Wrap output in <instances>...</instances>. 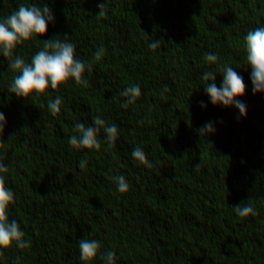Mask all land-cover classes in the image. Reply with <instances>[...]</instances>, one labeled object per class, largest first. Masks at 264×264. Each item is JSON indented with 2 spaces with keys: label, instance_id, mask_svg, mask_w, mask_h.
Returning <instances> with one entry per match:
<instances>
[{
  "label": "trees",
  "instance_id": "trees-1",
  "mask_svg": "<svg viewBox=\"0 0 264 264\" xmlns=\"http://www.w3.org/2000/svg\"><path fill=\"white\" fill-rule=\"evenodd\" d=\"M0 0V22L21 5L47 6L54 20L44 35L0 52V173L14 193L15 220L30 246L0 249V264H84L79 241L97 240L89 264H264V92H253L244 37L264 27V0ZM67 38L88 87L73 79L37 97L9 92L17 56L30 63L43 43ZM152 41L162 42L155 50ZM100 61L94 53L100 47ZM217 56L209 64L206 54ZM243 78L246 105H213L205 87L222 86L223 66ZM215 81H204V72ZM139 85L141 95L122 107L120 95ZM167 87L169 91L165 92ZM59 96L60 111L47 105ZM203 105V106H202ZM99 116L115 124L113 146L97 134L99 150L68 143L77 123ZM211 122L215 131L201 136ZM141 148L151 168L134 160ZM87 157L86 166L79 162ZM199 165V170L196 166ZM129 185L119 193L112 179ZM250 204L256 214L239 217Z\"/></svg>",
  "mask_w": 264,
  "mask_h": 264
},
{
  "label": "clouds",
  "instance_id": "clouds-1",
  "mask_svg": "<svg viewBox=\"0 0 264 264\" xmlns=\"http://www.w3.org/2000/svg\"><path fill=\"white\" fill-rule=\"evenodd\" d=\"M98 6V17L106 16V0ZM53 20L54 16L47 6L40 8L35 5L31 7L21 5L18 10L0 22V52L6 58L11 57L17 45L30 40L34 36L44 35L47 31L48 23ZM244 42L246 61L251 68L253 92L254 94L264 92V27L248 31L244 37ZM161 44L162 42L152 41L149 47L155 50ZM104 54L105 49L101 46L94 53V60L100 61ZM204 59L209 64H215L218 58L216 55L209 53L205 55ZM9 68L18 73L8 89L9 92L17 97L28 98L33 94L37 97L43 95L49 87L56 90L70 78L76 84L88 87V81L85 79L84 74L86 69L89 72L91 71V62L86 66L83 61L76 58L75 45L70 40L57 38L44 42L42 50L32 57L30 63H26L22 57L17 56L9 64ZM221 71L223 72L222 86L218 88L215 82H212L204 88L210 97L211 103L213 105L220 104L224 107L234 106L238 109L241 116L246 115V105L237 99L245 94L246 86L243 78L238 75L237 71L227 65L223 66ZM215 77L216 75L213 72L206 71L202 75V80L215 81ZM164 91L167 92L169 89L165 87ZM120 95L125 98L121 106L127 108L140 97V86H129ZM61 103L62 100L59 96L49 101L47 107L51 115L55 116L59 113ZM4 124L5 117L3 113H0V136L4 132ZM101 128H103L105 133V141L109 147L113 146L117 138L118 128L115 124L106 126V122L99 116L94 118L92 126L77 123L74 131L78 135H72L68 143L75 149L99 150L101 143L97 138V134ZM214 131L212 123L209 122L199 130V133L204 136L212 134ZM131 155L140 164L148 168L153 166L147 160L146 154L141 148L133 149ZM86 164L87 157L85 156L80 160L79 167L83 169ZM199 167V165L196 166L197 171ZM7 171V166L0 162V173ZM112 179L119 193L123 194L129 190L125 177L115 176ZM13 203L14 193L6 187L5 179L0 175V249L10 248L13 244L19 249H26L30 246L29 242L25 241L24 233L20 229L19 224L15 220L9 222L8 208ZM233 210L241 218L256 214L255 209L248 203L237 206ZM78 247L80 260L84 264H89L97 256L101 244L97 240L83 239L79 241ZM2 255L3 253L0 252V256ZM101 259L105 261V264H114L115 252L107 251L101 254Z\"/></svg>",
  "mask_w": 264,
  "mask_h": 264
}]
</instances>
